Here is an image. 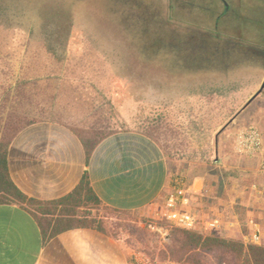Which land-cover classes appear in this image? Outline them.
I'll return each instance as SVG.
<instances>
[{"label": "rangeland", "instance_id": "obj_1", "mask_svg": "<svg viewBox=\"0 0 264 264\" xmlns=\"http://www.w3.org/2000/svg\"><path fill=\"white\" fill-rule=\"evenodd\" d=\"M258 1L242 0V9L233 0L217 20L219 0H104L106 10L94 0H4L0 144L11 123L49 120L147 133L182 174L211 161L216 135L264 79V35L252 28ZM244 14L252 18L243 22ZM98 212L107 231L154 260L239 264L219 251L171 258L164 250L176 227L164 214Z\"/></svg>", "mask_w": 264, "mask_h": 264}, {"label": "crops", "instance_id": "obj_2", "mask_svg": "<svg viewBox=\"0 0 264 264\" xmlns=\"http://www.w3.org/2000/svg\"><path fill=\"white\" fill-rule=\"evenodd\" d=\"M251 124L264 131V92L219 132L211 161L188 166L184 174L190 202L181 208L205 229L218 221L206 230L214 236L253 243L258 230L256 244L264 247L262 155L240 154L235 145L237 134ZM7 164L18 189L39 203H0V264H135L133 249L107 230L78 227L50 237L36 208L69 194L86 175L106 208L156 218L165 212L173 175L180 173V164L142 131L110 134L87 160L73 127L49 120L17 132L8 146Z\"/></svg>", "mask_w": 264, "mask_h": 264}, {"label": "trees", "instance_id": "obj_3", "mask_svg": "<svg viewBox=\"0 0 264 264\" xmlns=\"http://www.w3.org/2000/svg\"><path fill=\"white\" fill-rule=\"evenodd\" d=\"M3 1L4 0H0V5ZM94 1H96L92 5L94 9L102 8L103 10H106L109 8L101 4L104 0ZM47 33L48 30H45V37H49ZM28 79L29 78H24L23 82L26 83ZM37 121L40 120H30L23 123H11V133L7 139L8 141L6 140L5 143L0 144V203L5 201H28L30 203H39L34 200L27 199L25 194L18 189L9 175L7 164L8 146L13 137L22 128ZM73 129L83 142L87 160L94 147L101 140L116 132H97L94 126H91L88 130L80 128ZM145 134L148 135L147 133ZM48 205L54 207L49 208ZM101 206H103L101 201L93 191L87 176L84 175L80 183L72 192L60 199L48 202L42 207L39 206L36 208V214L40 218L45 233L50 237L66 229L78 227H89L106 231L103 216H100L98 212V209ZM117 212L127 213L121 211ZM168 237L169 243L166 245V250H164V252H167L171 258L179 257L181 259L184 256H188L189 253L193 251H200L203 253L219 251L221 252L222 257L225 254L234 255L239 261V264H264V247L257 244L244 243L242 241H236L214 235L205 236L197 232L183 230L180 228L170 229Z\"/></svg>", "mask_w": 264, "mask_h": 264}, {"label": "built area", "instance_id": "obj_4", "mask_svg": "<svg viewBox=\"0 0 264 264\" xmlns=\"http://www.w3.org/2000/svg\"><path fill=\"white\" fill-rule=\"evenodd\" d=\"M236 150L240 154L248 155H262L260 162L261 169L264 172V131L255 125H248L242 129L235 140ZM173 184L171 190H169L165 200V220L176 228L183 230L197 232L201 235H211L207 233V229H213L217 227L218 221L214 220L207 224V228L199 226V220L197 217L181 208L183 205H187L190 202V195L188 193L187 179L182 173H175L172 178ZM252 224L256 226L255 222ZM201 227V228H200ZM251 244H256L259 239V231L252 235ZM131 260L135 264H181L174 260L158 261L148 257L141 251L133 250L131 252Z\"/></svg>", "mask_w": 264, "mask_h": 264}, {"label": "flooded vegetation", "instance_id": "obj_5", "mask_svg": "<svg viewBox=\"0 0 264 264\" xmlns=\"http://www.w3.org/2000/svg\"><path fill=\"white\" fill-rule=\"evenodd\" d=\"M258 2L264 3V0H260ZM213 3H215V2H213ZM219 3H221V5H223L224 11L218 16L217 20L223 18L224 16H226V14H228L230 12L229 10H230L231 4L233 3V0H219ZM237 4H238V6L240 8L244 9L245 5L242 3V0H237ZM211 8H214V6H211ZM263 8H264L263 6H258L257 7L258 10H255V15L253 16V18L255 17L257 19L252 21V28L258 34L259 37H262L264 35V23H263L262 26H260V28L257 26L258 21H260V22L263 21L264 22V19L261 20L262 16H263L262 15ZM248 18L250 19L252 17L251 16H245V14H244V18H243L242 21L243 22L247 21ZM234 19H236V18L234 17ZM259 54H262V52H259Z\"/></svg>", "mask_w": 264, "mask_h": 264}, {"label": "water", "instance_id": "obj_6", "mask_svg": "<svg viewBox=\"0 0 264 264\" xmlns=\"http://www.w3.org/2000/svg\"><path fill=\"white\" fill-rule=\"evenodd\" d=\"M264 91V79L261 83V85L259 86V88L257 89V91L248 99V101L246 102V104L244 105V107L248 106L259 94H261L262 92ZM243 107V108H244ZM234 119V116L232 118H230L229 122H232ZM227 123V124H228ZM224 128V127H223ZM217 137H218V134L216 135V142H217Z\"/></svg>", "mask_w": 264, "mask_h": 264}]
</instances>
